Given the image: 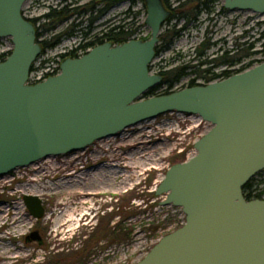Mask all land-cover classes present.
Wrapping results in <instances>:
<instances>
[{"label":"water","instance_id":"obj_1","mask_svg":"<svg viewBox=\"0 0 264 264\" xmlns=\"http://www.w3.org/2000/svg\"><path fill=\"white\" fill-rule=\"evenodd\" d=\"M27 0H0V38L13 48L0 63V176L93 143L167 113L197 115L212 125L196 154L172 165L155 189L159 206L180 208L185 223L163 236L136 264H264V200L247 201L243 187L264 170V60L236 75L144 99L161 83L149 66L171 11L162 0L146 7V41L104 43L62 61L61 73L28 85L42 51ZM228 11L264 14V0H224ZM36 220L42 200L24 196ZM26 240L41 243L37 232Z\"/></svg>","mask_w":264,"mask_h":264},{"label":"rangeland","instance_id":"obj_2","mask_svg":"<svg viewBox=\"0 0 264 264\" xmlns=\"http://www.w3.org/2000/svg\"><path fill=\"white\" fill-rule=\"evenodd\" d=\"M94 1L68 0L67 4L82 8ZM209 1L208 12L200 13L197 20L187 24L171 44L158 42V53L150 65L151 74L159 75L160 71L179 65H197L196 50L204 41H208L211 48L199 61L218 58L222 52L235 55L236 44L246 49L264 30V14L228 11L223 8L224 0ZM62 6L58 0H27L22 7L23 16L39 19L36 24L40 34L38 42H50L60 33L67 35L37 57L30 69L35 78L43 73L52 74L63 60L62 55L77 49H81L78 55L87 52L92 48L89 44L103 38L110 28L127 23L125 30L131 34L130 39L146 41L150 38L143 4L140 1L132 4L129 0H122L92 25L85 22L75 27L74 32H66L72 23L68 21L45 35L41 29L42 17L49 9L58 10ZM126 10L130 12L125 14ZM95 15V12L89 14ZM173 23L165 24L160 35L172 28ZM180 27L181 24L176 29ZM85 33L89 35L84 37ZM261 44L262 40L249 49V57L242 59L241 63H227L211 72L218 74L222 70L237 69L249 60H262L264 48ZM12 48L10 38H0V61L5 60ZM205 68L196 66L193 70ZM194 77L193 73L186 74L171 92L187 87ZM216 81L219 80L212 82ZM195 83L207 85L203 79ZM165 89L162 85L156 92ZM211 128V124L197 115L167 113L129 127L114 137L97 141L82 151L51 156L0 176V205L17 208L18 216L27 223L21 228H11L8 232L14 237L5 243L0 242L1 245L19 249L14 255L23 260L16 264L138 263L163 236L184 222L180 208L161 207V197L150 194L172 165L195 156L194 144ZM251 179L255 185L264 181V170ZM24 196H36L43 201L45 215L41 219L36 220L29 213ZM33 231L38 232L43 241L41 244L26 240ZM69 253L77 256L71 261L66 256Z\"/></svg>","mask_w":264,"mask_h":264},{"label":"trees","instance_id":"obj_3","mask_svg":"<svg viewBox=\"0 0 264 264\" xmlns=\"http://www.w3.org/2000/svg\"><path fill=\"white\" fill-rule=\"evenodd\" d=\"M60 4H62V8L60 9H49L48 13L45 15L44 18L45 21L41 25V29L43 31L46 30H51L54 29L60 22H62L64 19H67L69 17L70 10L67 8V2L68 0H58ZM97 3L95 2H90L86 5H84L82 8H75V12L78 14H86L88 12L93 13L97 12L95 16H90L87 19L90 18V23H93L95 21V18H98L99 16H102L106 13L108 9L111 8L112 2L107 1V0H96ZM132 4L135 3L137 0H129ZM164 5L168 10L171 11L169 17L167 18L165 24L174 21L172 28L169 30L165 31L162 35H159V43H164L165 45L171 44L173 39L177 37V35L184 31L185 27L187 24L194 22L197 20L198 16L202 12H208L209 10V4L211 1L209 0H163ZM143 7L145 9V5L143 4ZM82 9V10H81ZM223 11V9H222ZM33 25L36 28V39L38 41V38L40 36L39 34V28L36 27V24L39 22V19H33L30 20ZM127 23H125L126 25ZM164 24V25H165ZM181 24V27L179 29H176V27ZM91 25V24H89ZM125 25L123 24L122 26H117L110 28L104 35L103 38L99 39L97 38L96 41L92 42L89 44V46H94L96 44H102L104 42H109L114 45H120L123 43H126L130 40L131 34L128 32V30H125ZM163 25V26H164ZM73 26H70L66 32H74ZM77 29V28H76ZM78 31H80V28H78ZM58 39V36H54L50 42H39V44L42 46V49H47L52 47L54 44H56ZM103 39H106L103 41ZM262 40L261 47L264 48V30H262L259 34L258 37L251 43L250 47L248 48H240V44H236L235 46V55L229 56L228 52H222L221 56L218 58H214L211 60H205V61H199L201 58L205 56L206 50H209L211 48V45L208 43V41H204L201 45L200 48L196 50L195 58H197L195 61L197 62V65L194 66H182L179 65L177 67H174L171 70L167 71H160L159 75L162 77L161 83L148 90L145 94V96L152 97V96H160V95H166L171 93V89L175 84H177L180 79L185 76L186 74H194V79L190 81L187 87H193L197 86L195 83L196 80L198 79H203L205 84H208L214 80H223L226 79L232 75L239 74L251 67L254 66V64H259L263 61H251L249 60L246 64L238 67L237 69H234V71L230 70H222L220 73H213L211 72L213 69L217 68L218 66L226 65L227 63H231V65L234 64H239L241 63L242 59H246L249 57V54H247V51L249 49H253L255 44L260 42ZM158 45L156 46L155 49V55L158 53ZM264 53V50H262ZM234 57H237L236 60H232ZM3 61V59L1 60ZM212 65V66H211ZM202 67L205 66L206 68L199 71V70H193L195 67ZM209 66L210 68H207ZM165 86L166 89L161 91V92H156L160 86ZM185 88V87H184ZM264 184V181L259 182L258 184H254L253 179H250L247 184L243 187L242 193L244 198L247 201L251 200H256V199H262L264 195V187L262 185ZM150 196L155 197L154 193L152 192ZM158 205V202L156 203ZM59 255V254H58ZM61 255V254H60ZM59 255V256H60ZM59 256H57L59 258ZM69 257V260H73L74 256H77L75 253H69V255H66ZM56 257V258H57Z\"/></svg>","mask_w":264,"mask_h":264},{"label":"bare ground","instance_id":"obj_4","mask_svg":"<svg viewBox=\"0 0 264 264\" xmlns=\"http://www.w3.org/2000/svg\"><path fill=\"white\" fill-rule=\"evenodd\" d=\"M3 205H5V207ZM3 205H0V242L5 243L14 237L12 233L8 232L11 228H18V226L21 228L27 223L25 220H23V218L21 219L18 216V213L16 212V210H18L17 208H11L6 204ZM5 230H7V232H5ZM18 250V248L11 249L8 244L1 245L0 262L4 264H16L17 262L23 260L20 257L14 255L18 254Z\"/></svg>","mask_w":264,"mask_h":264},{"label":"flooded vegetation","instance_id":"obj_5","mask_svg":"<svg viewBox=\"0 0 264 264\" xmlns=\"http://www.w3.org/2000/svg\"><path fill=\"white\" fill-rule=\"evenodd\" d=\"M107 1H111L113 4H112V6H111V8L112 7H114L115 5H117V4H119V3H121V1L122 0H107ZM95 3H97V1H94ZM62 8V7H61ZM67 8L70 10V12L71 13H69V17L67 18V19H64L62 22H60L56 27H60V26H62L63 24H66V22H68V21H70V22H72L71 23V25L70 26H73V27H78V26H81L83 23H88V25L89 24H93L96 20H97V18H95V21L93 22V23H90V18L89 19H85L84 20V18L86 17V18H88V17H90L89 16V14H91L90 12H88V13H86V14H83V13H81V14H78L77 12H75V6L74 5H67ZM109 10V9H108ZM107 10V11H108ZM106 11V12H107ZM94 13V12H93ZM95 14H97V12L95 11ZM46 15V14H45ZM45 15L42 17V20L43 21H45V19L46 18H44L45 17ZM72 18H75V20L74 21H71V19ZM75 22V23H74ZM56 27H54V29H56ZM48 31H50V30H46V31H44V34L46 35V33H48ZM89 35V33H85L84 34V37H87ZM55 36H58V41H61V39L63 38V37H66L67 35L65 34V33H60V34H58V35H55ZM104 40H106V39H103V41ZM79 50H81V49H79ZM78 49L77 50H75V51H72L71 53H70V55L71 56H76L77 54H78V51H79ZM216 69V68H215ZM214 70V69H213ZM230 71H234V69H229ZM34 232V231H33ZM35 232H37V231H35ZM38 233V232H37ZM43 241L41 240V243H42ZM40 243V244H41Z\"/></svg>","mask_w":264,"mask_h":264},{"label":"built area","instance_id":"obj_6","mask_svg":"<svg viewBox=\"0 0 264 264\" xmlns=\"http://www.w3.org/2000/svg\"><path fill=\"white\" fill-rule=\"evenodd\" d=\"M79 55H81V54H79ZM59 65H60V63L58 64V67L56 69H53V71L51 72L52 74L43 73V74L37 76V78H35V76L33 75V72L30 73L29 81L31 83H35V82H39V81L46 79L48 76L57 75L59 73Z\"/></svg>","mask_w":264,"mask_h":264}]
</instances>
